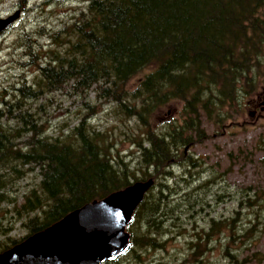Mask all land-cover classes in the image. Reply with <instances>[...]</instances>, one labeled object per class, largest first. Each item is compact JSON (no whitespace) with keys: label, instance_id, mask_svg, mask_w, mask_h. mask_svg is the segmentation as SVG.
Masks as SVG:
<instances>
[{"label":"trees","instance_id":"obj_1","mask_svg":"<svg viewBox=\"0 0 264 264\" xmlns=\"http://www.w3.org/2000/svg\"><path fill=\"white\" fill-rule=\"evenodd\" d=\"M83 2L71 22L38 32L49 37L52 49H42L25 35L30 43L20 46L30 62L22 66L34 65L37 76L31 83L22 77L0 99V253L88 203L149 180L151 187L125 226L128 247L101 264H121L124 255L126 264L164 259L163 264H174L179 254L174 246L181 241L180 254L191 257L189 262L179 259L180 264H203L206 254L214 252L211 245L224 244V234L228 243L249 240L251 219L243 224L237 218H212L206 229L195 226L191 232L182 227L181 215L193 216L194 208L185 199L199 195L198 190L205 195L217 181L191 190L192 184L184 181L190 192L178 199L175 195L183 189H171L168 182L177 180L174 168L199 165L188 150L205 140L203 120L230 128L226 123L239 111L242 98L264 85V0ZM59 91L84 100L93 91L115 120L133 122V162L121 158L106 132L89 125L94 111L69 135L47 136L28 102ZM173 103L177 116L154 129L152 118ZM31 173L36 182L20 194V183ZM255 196L250 190L241 196L249 215L264 211ZM17 224L25 237L10 236Z\"/></svg>","mask_w":264,"mask_h":264},{"label":"rangeland","instance_id":"obj_2","mask_svg":"<svg viewBox=\"0 0 264 264\" xmlns=\"http://www.w3.org/2000/svg\"><path fill=\"white\" fill-rule=\"evenodd\" d=\"M46 1L48 3L45 4ZM83 4V0H0V20L16 16L8 26L0 31V99L5 92H11L12 86L22 82V77L31 83L37 76L34 65L22 66L23 63L30 62V59L25 57V49L20 44L34 42L37 46L41 45L44 50L52 49L49 37L39 35L38 32L59 29L62 27V23L71 22L74 10L81 8ZM25 35H29L30 42H27ZM145 73V71L140 73L128 87L132 88ZM96 98L93 91L90 92L87 100L59 91L55 94L45 95L37 102H28L30 103L28 107L39 118L40 124L46 128V135L53 138H63L69 135L71 129L86 114L94 111L89 125L102 134L107 133V142H113L114 148L119 150L121 158L125 162L132 163L131 155L135 154V149L130 144V139L136 134L133 122L125 125L118 122L113 118L109 106L102 105L103 102L97 101ZM86 103L92 106V109H89ZM178 109V105L173 103L158 111L152 118V127L156 130L162 129L165 123L172 121L177 116ZM239 119L240 114L237 112L234 118L226 123V125L232 123V127L227 128L225 133L224 129L213 127L203 120L206 138L188 150L189 155H192L199 165L190 168H174L177 180L168 182L171 189L176 187L178 189L179 186L183 189V191H179L180 193L178 192V195H175L176 199L207 180L213 179L218 182V185L209 186L205 195H202V191L198 190L196 194L199 193V195L185 199L187 203L191 202L194 205L193 216L190 217L189 213H184L179 221L183 228H190V232L195 226L198 229H206L208 220L212 218L215 220L237 218V220L242 219L241 223L243 224H246L243 222L245 219H251L253 222L251 229H254V233L249 240L242 243L231 240L228 243L227 234H224L226 235L223 239L225 245L218 243L211 245L214 252L206 254L203 264H232V261L234 264H264V211L262 212L260 209L254 215H249L252 212L245 209L244 200L241 198L242 195H245V191L250 190L252 194H256L255 197L261 199L260 203L264 204V159L262 153H259L256 158H251V161L245 160L250 159L247 152H256L257 147L264 143V122H255L254 125H247L237 130L238 127L234 126ZM246 119L247 115H244L242 120ZM125 126L132 131H127ZM238 149L242 150L239 160L236 156ZM130 153L131 155H129ZM34 176L35 174L31 173L20 183L18 187L20 194L29 190L36 182ZM193 180L194 183L191 182ZM184 181L192 184L190 190L181 184ZM177 184L179 185L177 186ZM237 224L240 225L238 221ZM10 236L22 238L26 236V233L17 224ZM181 245L184 246L182 241L181 244L174 246L175 252H179L178 260L174 264H180L179 259L189 262L191 257L189 252L180 254ZM227 254L230 256L227 257ZM162 255L165 256V254ZM127 256L124 255L119 259L121 264L127 263ZM147 256L149 254L142 257ZM149 260L150 258L147 262ZM163 261L166 262L167 259ZM163 261L159 260L158 264H163ZM186 264L189 263L186 262Z\"/></svg>","mask_w":264,"mask_h":264},{"label":"water","instance_id":"obj_3","mask_svg":"<svg viewBox=\"0 0 264 264\" xmlns=\"http://www.w3.org/2000/svg\"><path fill=\"white\" fill-rule=\"evenodd\" d=\"M15 17L0 20V31ZM152 183L136 182L68 213L0 253V264H101L114 260L129 245L125 226Z\"/></svg>","mask_w":264,"mask_h":264},{"label":"flooded vegetation","instance_id":"obj_4","mask_svg":"<svg viewBox=\"0 0 264 264\" xmlns=\"http://www.w3.org/2000/svg\"><path fill=\"white\" fill-rule=\"evenodd\" d=\"M238 109H239V114H240V119L237 120V124L234 127H238L237 130L246 127L247 125H254L255 122H264V85L259 87L258 90L250 96H244L242 98V102L238 104ZM244 115H247L246 120H242V117ZM251 118V119H250ZM250 119V121H249ZM232 127V123H230ZM227 132L224 130V133ZM241 149H238L236 151V156L237 159L239 160V157L241 156ZM259 153H262V157L264 159V143L262 146L257 147L256 152H247V156H250L251 158H256ZM262 159V160H263Z\"/></svg>","mask_w":264,"mask_h":264}]
</instances>
